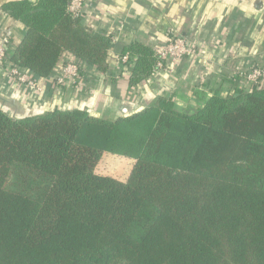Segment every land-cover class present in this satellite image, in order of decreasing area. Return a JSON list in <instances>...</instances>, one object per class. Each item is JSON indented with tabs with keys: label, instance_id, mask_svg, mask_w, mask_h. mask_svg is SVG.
<instances>
[{
	"label": "trees",
	"instance_id": "obj_1",
	"mask_svg": "<svg viewBox=\"0 0 264 264\" xmlns=\"http://www.w3.org/2000/svg\"><path fill=\"white\" fill-rule=\"evenodd\" d=\"M69 1L8 5L27 28L17 67L55 78L70 58L83 85L152 74L155 51L138 44L111 71V38ZM106 152L134 160L125 181L97 173ZM0 264H264V88L214 94L194 112L161 98L117 120L0 110Z\"/></svg>",
	"mask_w": 264,
	"mask_h": 264
},
{
	"label": "crops",
	"instance_id": "obj_2",
	"mask_svg": "<svg viewBox=\"0 0 264 264\" xmlns=\"http://www.w3.org/2000/svg\"><path fill=\"white\" fill-rule=\"evenodd\" d=\"M12 1L0 0V34H9L16 48L27 28L11 16ZM82 21L89 30L111 38L108 61L113 72L121 68L117 56L133 44L155 51L180 35L190 42L192 55L174 68L159 73L153 69L135 86L129 81L132 70L114 83L88 76L83 88L43 79V92L31 93L32 107L0 69V110L14 119L59 109L117 120L172 98L177 109L195 111L214 94L225 98L250 91L244 73L264 66V0H86Z\"/></svg>",
	"mask_w": 264,
	"mask_h": 264
},
{
	"label": "built area",
	"instance_id": "obj_3",
	"mask_svg": "<svg viewBox=\"0 0 264 264\" xmlns=\"http://www.w3.org/2000/svg\"><path fill=\"white\" fill-rule=\"evenodd\" d=\"M86 9V0H70L68 5V11L75 18H83ZM173 39V40H172ZM166 46L158 47L155 49L157 63L154 68L155 73H159L165 69L174 68L186 57L192 55V49L190 42L185 37L172 38ZM15 47L12 44V40L9 34H0V69L4 72L8 79L9 85L15 89L18 93H21L25 97L30 92L42 93L44 87L42 85L41 78L35 77L29 71L17 67L12 61V53ZM65 63L64 68L56 78L54 83L62 86H78L83 88V81L79 75V66L73 60H68ZM124 62L131 61L129 56L123 58ZM245 79L252 88L262 89L264 88V66L254 67L247 73H244ZM23 102H30L29 98L23 99ZM29 105V104H26Z\"/></svg>",
	"mask_w": 264,
	"mask_h": 264
},
{
	"label": "rangeland",
	"instance_id": "obj_4",
	"mask_svg": "<svg viewBox=\"0 0 264 264\" xmlns=\"http://www.w3.org/2000/svg\"><path fill=\"white\" fill-rule=\"evenodd\" d=\"M178 37H181V36L178 35ZM173 38L175 39V37H173ZM169 43L170 42L166 43L163 46H166ZM163 46H161V47H163ZM68 60H70V58H67L65 60L66 61L65 63H68L69 62ZM31 93H33V92L28 93L24 97V98H29L30 102H28V103L24 102V103L29 104L27 106H30V107H32ZM189 112H194V111H189ZM130 159L131 158L127 157V156H121V155H116V154L106 152L103 154V156H102V158H101V160L97 166V173L102 174V175L112 176V177H115L121 181H125L128 178L130 171L133 167V164H131L129 162Z\"/></svg>",
	"mask_w": 264,
	"mask_h": 264
}]
</instances>
